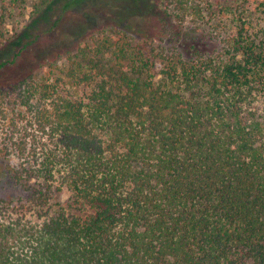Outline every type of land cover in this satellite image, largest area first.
I'll return each instance as SVG.
<instances>
[{
    "label": "trees",
    "instance_id": "16d2710c",
    "mask_svg": "<svg viewBox=\"0 0 264 264\" xmlns=\"http://www.w3.org/2000/svg\"><path fill=\"white\" fill-rule=\"evenodd\" d=\"M58 1L0 31V264H264V0H130L74 97L30 60L82 40Z\"/></svg>",
    "mask_w": 264,
    "mask_h": 264
},
{
    "label": "rangeland",
    "instance_id": "374dc122",
    "mask_svg": "<svg viewBox=\"0 0 264 264\" xmlns=\"http://www.w3.org/2000/svg\"><path fill=\"white\" fill-rule=\"evenodd\" d=\"M73 0H59L57 4H55L51 8V14L55 15V18L58 16L66 17V21L71 24L69 27H78L77 35H79L80 31H84V33L79 38L82 39L80 41H75L70 45L69 51H62V49L58 48L59 51H62L63 54L58 55L56 58H48L46 59V52L43 47H36V50L30 55V60L32 62H36L38 65L37 75L38 78H61L62 82L65 83V89L68 90L69 94L74 96H79L85 93V89L78 87L76 85H72V82L64 77L62 72H66L72 61H75L74 54L75 50L85 49L86 51H92L98 42L100 43L107 31L101 32L102 26L105 25L108 21L115 20V14L121 13V15L132 17L130 19L131 22L137 21V18L134 17L137 15V10L133 8L130 0H78L73 2ZM163 8L167 10L168 13L171 14L172 9L175 7H179L178 1L180 0H160ZM183 3L186 4L187 7H191L193 5H202L207 7V3L209 0H182ZM213 4H215V0H210ZM252 3L255 4L254 0H251ZM49 0H0V17L5 16V22L1 21L0 25L3 27L2 30L4 32V36L13 35L26 21L30 18V16L34 15L36 10L39 7H43L47 4ZM115 3L117 6H115ZM253 5V4H252ZM254 6V5H253ZM122 8V10L120 9ZM126 8V10H124ZM189 10H186L185 15L189 18ZM120 15V14H119ZM183 17V16H182ZM117 21V20H116ZM0 27V28H2ZM73 29V28H70ZM59 32L57 34H61L63 32H67V25L61 24L60 28H58ZM84 37L82 38V36ZM121 34L115 35L113 34L114 42L119 38ZM123 37V36H121ZM125 37V36H124ZM127 39V38H126ZM137 40V39H136ZM135 40V41H136ZM133 42V41H132ZM137 42V41H136ZM134 43V42H133ZM77 52V51H76ZM103 57L110 60V52H105ZM46 59V60H43ZM40 63V64H39ZM124 61L118 62V67L122 69L125 67ZM41 66V67H40ZM0 127V133H2ZM70 193L63 189L58 198V201L63 204L67 202ZM77 216H85L87 213H75ZM1 217V216H0ZM31 223H39L40 220L30 219ZM5 221V220H0Z\"/></svg>",
    "mask_w": 264,
    "mask_h": 264
}]
</instances>
